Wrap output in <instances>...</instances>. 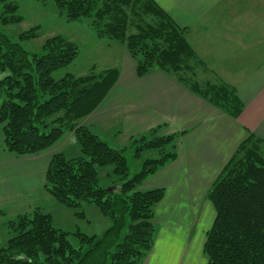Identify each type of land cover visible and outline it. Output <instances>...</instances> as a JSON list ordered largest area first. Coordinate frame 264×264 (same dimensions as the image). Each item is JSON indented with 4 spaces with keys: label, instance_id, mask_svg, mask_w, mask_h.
I'll list each match as a JSON object with an SVG mask.
<instances>
[{
    "label": "trees",
    "instance_id": "obj_1",
    "mask_svg": "<svg viewBox=\"0 0 264 264\" xmlns=\"http://www.w3.org/2000/svg\"><path fill=\"white\" fill-rule=\"evenodd\" d=\"M67 21L91 20L98 38L122 44L142 78L160 70L195 95L236 119L243 105L233 87L214 78L178 27L153 0H53ZM0 24L21 22L17 5L0 0ZM38 27L18 36L37 38ZM0 31V127L4 150L17 156L35 155L73 133L80 154H54L45 170L44 190L58 204L74 211L94 205L110 222L100 238L53 226L52 216L34 209L5 225L9 239L0 247V264H141L154 245V209L163 189L141 191L144 181L176 158L178 139L185 132L159 135L154 128L132 138L134 157L154 153L134 171L124 155L99 139L81 121L114 86L118 72L58 81L55 71L67 67L78 47L60 36L47 39L39 53L26 51ZM207 75V77H205ZM200 76L202 77L200 79ZM109 167V190L99 184V169ZM207 197L215 210L206 233V264H264V142L252 134L239 144ZM71 238L76 239L74 246Z\"/></svg>",
    "mask_w": 264,
    "mask_h": 264
},
{
    "label": "crops",
    "instance_id": "obj_2",
    "mask_svg": "<svg viewBox=\"0 0 264 264\" xmlns=\"http://www.w3.org/2000/svg\"><path fill=\"white\" fill-rule=\"evenodd\" d=\"M153 2L185 29L209 75L235 89L241 113L230 117L160 70L137 77L125 47L110 40L118 60L103 68L116 69L117 80L80 125L102 141L111 138L114 149L157 127L159 135L185 132L177 141L176 158L139 188L164 190L154 209V245L141 264H206L202 250L215 219L207 194L248 133L264 142V0ZM75 139L65 133L41 153L17 156L4 150L0 127V224L56 205L44 190L45 170L68 144L76 149Z\"/></svg>",
    "mask_w": 264,
    "mask_h": 264
},
{
    "label": "rangeland",
    "instance_id": "obj_3",
    "mask_svg": "<svg viewBox=\"0 0 264 264\" xmlns=\"http://www.w3.org/2000/svg\"><path fill=\"white\" fill-rule=\"evenodd\" d=\"M17 5L16 15L21 17V22L18 24L2 26L0 24V31L6 35L11 41L19 42L18 36L21 33L38 27L37 38L29 41L19 42L21 46L30 53H39L44 42L52 37L60 36L74 43L79 50L78 56L67 67L55 71L52 78L55 81L60 80L65 75L70 74L75 77L86 76L90 73L99 74L103 71L111 69L110 67L104 69L109 65L110 61L116 62L118 55L113 54L112 48L109 49L110 40L104 38L99 39L96 36L91 20L80 19L78 21H67L63 16L58 14L53 0H10ZM1 14V9H0ZM117 44V42H114ZM113 54V55H111ZM103 61L105 64H100ZM111 61V62H112ZM108 63V64H107ZM103 69V70H102ZM6 75L5 72H0V80ZM203 77V76H202ZM200 76V79L202 78ZM207 77V75H205ZM106 139V143L110 147H114L111 138ZM76 140V139H75ZM79 145L76 140V149L71 144L64 149L66 157H75L80 154L78 151ZM124 155L129 163V166L134 171H139L142 161L146 158H154V153L143 154L140 157H134L135 147L133 145L125 146ZM76 150V154H74ZM99 184L106 189L110 188V182L113 178H108L106 173L110 172V168L106 167L99 169ZM2 186V185H1ZM2 188V187H1ZM141 188V187H140ZM29 197V196H27ZM51 197V196H50ZM1 198V197H0ZM2 200L0 199V204ZM0 209H4L0 206ZM5 211V210H4ZM78 211L84 213L83 218H77L74 211L62 205L54 207H47L44 212L52 216L53 226L66 232L73 233L79 231L88 236H96L100 238L104 231L109 227L110 222L107 218L100 214L98 209L92 204H82ZM4 215L0 213V218ZM0 247H5L9 239L5 225L0 224ZM74 246L77 245L76 239L71 238Z\"/></svg>",
    "mask_w": 264,
    "mask_h": 264
},
{
    "label": "water",
    "instance_id": "obj_4",
    "mask_svg": "<svg viewBox=\"0 0 264 264\" xmlns=\"http://www.w3.org/2000/svg\"><path fill=\"white\" fill-rule=\"evenodd\" d=\"M109 190H113V191H115L116 190V188L115 187H110V188H108Z\"/></svg>",
    "mask_w": 264,
    "mask_h": 264
}]
</instances>
